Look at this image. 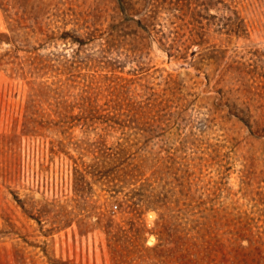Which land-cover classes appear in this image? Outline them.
I'll return each instance as SVG.
<instances>
[{
    "label": "rangeland",
    "instance_id": "obj_1",
    "mask_svg": "<svg viewBox=\"0 0 264 264\" xmlns=\"http://www.w3.org/2000/svg\"><path fill=\"white\" fill-rule=\"evenodd\" d=\"M0 264H264V0H0Z\"/></svg>",
    "mask_w": 264,
    "mask_h": 264
},
{
    "label": "built area",
    "instance_id": "obj_2",
    "mask_svg": "<svg viewBox=\"0 0 264 264\" xmlns=\"http://www.w3.org/2000/svg\"><path fill=\"white\" fill-rule=\"evenodd\" d=\"M114 208L116 207V206H113Z\"/></svg>",
    "mask_w": 264,
    "mask_h": 264
}]
</instances>
